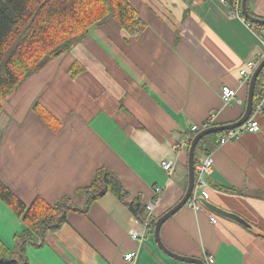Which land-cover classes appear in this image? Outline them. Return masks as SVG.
Segmentation results:
<instances>
[{"label": "crops", "instance_id": "1", "mask_svg": "<svg viewBox=\"0 0 264 264\" xmlns=\"http://www.w3.org/2000/svg\"><path fill=\"white\" fill-rule=\"evenodd\" d=\"M127 1L143 30L127 35L104 20L2 104L0 180L25 205L37 196L49 204L69 197L84 209L85 196L75 198V190L105 167L129 201L139 197L146 206L160 187L152 214L159 218L185 193L190 127L210 115L216 125L242 116L248 84L239 83V71L263 52L258 36L218 0ZM246 8L264 20V0H248ZM74 62L84 72L72 79ZM221 87L236 90L240 103L225 106ZM36 101L61 121L57 132L31 111ZM256 120V133L196 153L199 162L208 154L212 159L207 202L248 226L203 205L197 212L185 205L160 229L166 249L204 262L210 256L212 264H264V115ZM164 160L172 162L171 171L160 166ZM140 226L107 193L85 212H69L59 230L28 242V264H191L164 254L152 232L142 243L133 241L129 232ZM23 230L0 201L3 245L12 250ZM131 252L135 258L128 262L123 257Z\"/></svg>", "mask_w": 264, "mask_h": 264}, {"label": "trees", "instance_id": "2", "mask_svg": "<svg viewBox=\"0 0 264 264\" xmlns=\"http://www.w3.org/2000/svg\"><path fill=\"white\" fill-rule=\"evenodd\" d=\"M106 19L114 21L127 35L138 33L144 27L127 0H0V114L2 104L23 82L62 54L69 53ZM83 72L84 68L74 62L68 69V76L74 79ZM263 91L262 71L255 84L253 104ZM31 111L51 132L60 129L61 121L40 102L36 101ZM217 134L199 140L195 148V165L199 162L196 153L216 146ZM194 135L191 132L186 135V151ZM107 193L126 206L141 224L147 222L153 233L158 217L146 215L139 197L129 201L128 190L105 167L95 172L88 186L75 190V198L85 196L84 209L76 206L69 197L49 204L37 196L25 205L0 180V201L24 225V230L14 237L12 250L0 241V264H28L25 253L28 242L59 230L69 212H85L90 204Z\"/></svg>", "mask_w": 264, "mask_h": 264}, {"label": "built area", "instance_id": "3", "mask_svg": "<svg viewBox=\"0 0 264 264\" xmlns=\"http://www.w3.org/2000/svg\"><path fill=\"white\" fill-rule=\"evenodd\" d=\"M218 1L230 10L231 16L237 17L246 25L249 30L255 33L262 43L263 52L258 55L257 59L245 61L244 67L239 71V83L248 84L253 71L257 67L258 63L264 58V25L253 23L244 17L241 11L242 0ZM219 96L225 106H230L232 105V103H240L237 98L236 90L230 89L228 87H221ZM260 115H264V91L258 97L256 103L253 104V109L249 119L237 128L218 133L216 145L218 147H222L228 143L236 141L244 133H256L259 130L256 117ZM215 118L216 115H210L201 125H192L190 127V132L196 134L203 129L214 126ZM185 145H187V140L185 141ZM160 166L164 171L169 172L172 170L171 161H161ZM211 173L212 159L211 155L208 154L194 166V186L192 189V193L186 202V205L194 212H197L201 209L202 201H208L210 198L211 187L209 184V178L211 176ZM160 193L161 188L155 187L154 196H156L157 198L155 199V201L150 202L145 206V211L148 217L152 216ZM209 218L212 223H215V218L213 216L210 215ZM148 231L151 232V227L147 222H145L144 224H141L139 229L131 230L129 234L133 241L142 243L146 239ZM123 258L128 262H132L135 258V252L128 253L124 255ZM213 261L214 260L212 257H205L206 264H212Z\"/></svg>", "mask_w": 264, "mask_h": 264}, {"label": "water", "instance_id": "4", "mask_svg": "<svg viewBox=\"0 0 264 264\" xmlns=\"http://www.w3.org/2000/svg\"><path fill=\"white\" fill-rule=\"evenodd\" d=\"M248 0H242L241 1V11L246 19L249 21L256 23V24H262L264 25V20L255 18L251 16L246 8V2ZM264 69V58L258 63L257 67L253 71L251 78L248 82V90H247V99H246V104L244 108V112L240 119L235 121L234 123L226 124V125H214L211 127H208L206 129H203L196 133L191 140L189 147H188V153H187V186L185 193L181 200L174 205L171 209H169L166 213L161 215L155 222L154 224V229H153V237L154 240L159 247V249L166 254L167 256L178 260L180 262H186V263H191V264H206L203 260L192 258V257H185L181 255H177L168 249L162 244L161 239H160V229L163 225V223L168 220L171 216H173L179 209H181L183 206L186 205L187 200L189 199L192 189L194 186V156H195V148L199 140H201L204 136L212 135V134H217L223 131L231 130L234 128H237L244 124L250 117L252 109H253V97H254V89H255V84L256 81L261 74V72ZM202 205L205 206L207 209H209L211 212L220 215L222 217H227L229 219H232L242 225L248 226L243 220H241L239 217H237L234 214L228 213L226 211H223L213 205H210L207 201H202Z\"/></svg>", "mask_w": 264, "mask_h": 264}, {"label": "bare ground", "instance_id": "5", "mask_svg": "<svg viewBox=\"0 0 264 264\" xmlns=\"http://www.w3.org/2000/svg\"><path fill=\"white\" fill-rule=\"evenodd\" d=\"M261 93V92H260ZM230 107V106H229ZM13 253V252H12Z\"/></svg>", "mask_w": 264, "mask_h": 264}]
</instances>
